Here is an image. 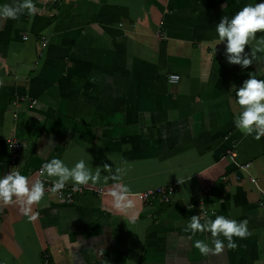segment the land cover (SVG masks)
I'll list each match as a JSON object with an SVG mask.
<instances>
[{"label": "crops", "instance_id": "0c3cea01", "mask_svg": "<svg viewBox=\"0 0 264 264\" xmlns=\"http://www.w3.org/2000/svg\"><path fill=\"white\" fill-rule=\"evenodd\" d=\"M33 2L34 12L0 17V173L47 184L56 178L41 168L54 157L102 171L73 204L45 193L35 220L2 203L0 264H264V137L236 127L232 91L250 74L264 79V33L244 68L216 32L257 0ZM13 139L24 144L14 165ZM116 166L135 201L126 211L109 195ZM172 186L170 203L141 201ZM201 213L247 220L248 234L203 254L194 241L214 248L211 233L188 227Z\"/></svg>", "mask_w": 264, "mask_h": 264}, {"label": "clouds", "instance_id": "9594fccd", "mask_svg": "<svg viewBox=\"0 0 264 264\" xmlns=\"http://www.w3.org/2000/svg\"><path fill=\"white\" fill-rule=\"evenodd\" d=\"M25 10L35 11L33 0H11V2L0 4V17L17 19ZM216 32L219 40L226 43L227 61L247 68L256 58L250 41L256 38L257 32L264 33V0L246 4L231 17L224 15L216 24ZM246 46H251L250 51H245ZM232 91H235L237 103L242 106V111L234 120L236 127L246 134H254L256 139L264 137V79L250 74L239 87L234 84ZM103 167L111 169L107 164ZM101 171L100 167H96L93 171L92 166L85 159H79L69 167L58 157L45 161L41 168L42 174L56 178L53 181L54 191L63 189L69 181L73 182V190L89 182L95 183L100 179ZM124 172L125 169L119 166L111 172V178L115 183L109 192L113 206L121 211L135 207L129 187L120 183ZM45 193L44 180L37 179L33 182L30 176L15 168L8 173H0V202L5 205L18 203L20 212L29 220L37 218L38 213L33 212L32 205L40 202ZM247 224V220L237 221L225 215H216L214 219L205 218L201 213L192 215L188 227L193 234L202 231L211 233L214 248L199 239L193 244L201 253L208 254L209 252L220 253L224 250L225 241L220 239L221 236L227 239L229 247L235 246L233 237L246 236Z\"/></svg>", "mask_w": 264, "mask_h": 264}, {"label": "built area", "instance_id": "2783aa9c", "mask_svg": "<svg viewBox=\"0 0 264 264\" xmlns=\"http://www.w3.org/2000/svg\"><path fill=\"white\" fill-rule=\"evenodd\" d=\"M62 0H50V3L53 6L61 5ZM24 40H28V37H25ZM178 75H171L169 77L170 83H176L179 81ZM32 104H37L36 101H32ZM9 149H10V162L12 165L16 164L21 157L22 152L24 151V144L18 140H9ZM247 167V166H245ZM252 183L256 181L251 179ZM46 185V193L54 196L59 202L65 204H73L78 197L84 194L85 190L81 187H78L76 190H73V186L65 185L63 189L53 190V182H49ZM175 193V187H161L153 190H148L143 192L140 196L141 201L144 204H149L151 202L160 200L163 203H170L171 199ZM260 205L264 208V194L261 197ZM3 215L2 202H0V216ZM43 264H54L48 255H44Z\"/></svg>", "mask_w": 264, "mask_h": 264}]
</instances>
